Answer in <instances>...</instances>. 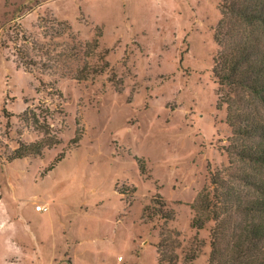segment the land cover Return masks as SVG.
<instances>
[{
  "label": "rangeland",
  "instance_id": "obj_1",
  "mask_svg": "<svg viewBox=\"0 0 264 264\" xmlns=\"http://www.w3.org/2000/svg\"><path fill=\"white\" fill-rule=\"evenodd\" d=\"M221 3L0 0V264H208L219 225L249 221L264 170L232 153ZM157 197L174 219L145 215Z\"/></svg>",
  "mask_w": 264,
  "mask_h": 264
},
{
  "label": "trees",
  "instance_id": "obj_2",
  "mask_svg": "<svg viewBox=\"0 0 264 264\" xmlns=\"http://www.w3.org/2000/svg\"><path fill=\"white\" fill-rule=\"evenodd\" d=\"M220 11L222 17L215 30L219 53L214 75L225 98L223 103L228 106L227 122L240 141L232 153L240 162L264 170V117L260 113L264 112V0H222ZM79 76L86 81L89 73L83 70ZM55 145V141L46 140L22 145L8 161L41 155L45 148ZM61 159L54 161L47 173L53 171ZM243 180L254 189L256 197L237 203L235 212L248 217L249 221L229 234L225 232V223L219 225L212 234L208 264H264V179L254 180L247 175ZM220 195L222 198L225 194ZM144 213L150 220L174 219L173 211L166 209L160 197L145 207ZM186 259L193 262L195 253ZM175 261L176 258H160L159 264Z\"/></svg>",
  "mask_w": 264,
  "mask_h": 264
},
{
  "label": "built area",
  "instance_id": "obj_3",
  "mask_svg": "<svg viewBox=\"0 0 264 264\" xmlns=\"http://www.w3.org/2000/svg\"><path fill=\"white\" fill-rule=\"evenodd\" d=\"M36 210L39 211V212H45V211H47L48 209H47V208H44V207H41V206H37V207H36Z\"/></svg>",
  "mask_w": 264,
  "mask_h": 264
}]
</instances>
